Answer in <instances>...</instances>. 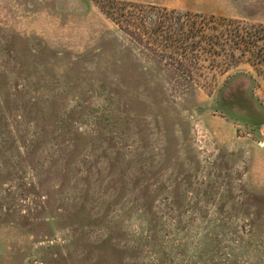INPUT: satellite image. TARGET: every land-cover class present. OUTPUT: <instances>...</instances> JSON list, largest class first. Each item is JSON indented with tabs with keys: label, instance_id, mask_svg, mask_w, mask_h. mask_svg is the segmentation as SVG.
Listing matches in <instances>:
<instances>
[{
	"label": "rangeland",
	"instance_id": "rangeland-1",
	"mask_svg": "<svg viewBox=\"0 0 264 264\" xmlns=\"http://www.w3.org/2000/svg\"><path fill=\"white\" fill-rule=\"evenodd\" d=\"M124 3L264 25V0H0V264H264V62L181 66Z\"/></svg>",
	"mask_w": 264,
	"mask_h": 264
},
{
	"label": "trees",
	"instance_id": "trees-1",
	"mask_svg": "<svg viewBox=\"0 0 264 264\" xmlns=\"http://www.w3.org/2000/svg\"><path fill=\"white\" fill-rule=\"evenodd\" d=\"M111 3L114 5L116 2ZM123 5L136 9L135 15L132 10L129 14H122L129 17L126 33L136 35L135 38L140 41L141 34L149 30L154 44L181 66L187 60H195L197 64L202 59L201 55L209 56L211 61L226 55L225 61L220 62L224 63L226 71L236 66L247 52L249 59L264 62L263 24L189 12L178 13L166 8L149 7L144 10L143 6L130 3ZM226 46H229L227 54L224 52ZM235 50L240 52L241 57L236 56ZM214 66H218V63H214Z\"/></svg>",
	"mask_w": 264,
	"mask_h": 264
}]
</instances>
